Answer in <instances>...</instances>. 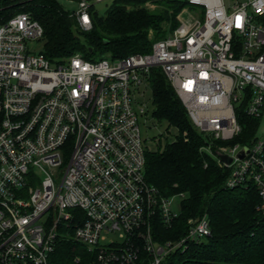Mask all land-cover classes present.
Here are the masks:
<instances>
[{
    "label": "built area",
    "instance_id": "1",
    "mask_svg": "<svg viewBox=\"0 0 264 264\" xmlns=\"http://www.w3.org/2000/svg\"><path fill=\"white\" fill-rule=\"evenodd\" d=\"M26 1L0 6V264H47L60 239L80 244L86 264H183L179 254L209 235L202 214L158 239L156 226L171 227L178 212L175 195L144 177L139 87L153 67L192 126L219 143L207 154L226 169L224 186L250 184L264 216V133L227 142L240 132L242 101L246 116L264 117V0H178L176 26L147 52L57 63L39 51L42 27L21 10ZM101 1L66 0L75 7L65 10L88 30Z\"/></svg>",
    "mask_w": 264,
    "mask_h": 264
},
{
    "label": "trees",
    "instance_id": "2",
    "mask_svg": "<svg viewBox=\"0 0 264 264\" xmlns=\"http://www.w3.org/2000/svg\"><path fill=\"white\" fill-rule=\"evenodd\" d=\"M143 1L112 0L103 14H98L93 6L89 11L88 30L80 29L58 0L26 1L21 10L29 11L41 25L39 51L50 63L73 54L93 61L147 52L153 41L172 31L177 24L175 13L184 2L158 0L161 8L149 11L142 5ZM7 2L0 0V6ZM145 80L153 106L151 117L164 121L166 130L171 127L176 133L161 148L144 152V177L162 196L182 194L174 224L169 228L156 226L158 239L177 237L187 218L203 214L208 221L209 235L202 241L190 242L187 250L179 254L180 262L263 264L264 216L256 210L254 189L250 184L224 186L226 169L207 154L219 143H208L207 137L192 126L159 67L151 68ZM243 104L244 101L236 109L240 132L229 143H247L256 129L257 120L242 112ZM86 255L80 244L60 239L49 253L47 264H86Z\"/></svg>",
    "mask_w": 264,
    "mask_h": 264
},
{
    "label": "rangeland",
    "instance_id": "3",
    "mask_svg": "<svg viewBox=\"0 0 264 264\" xmlns=\"http://www.w3.org/2000/svg\"><path fill=\"white\" fill-rule=\"evenodd\" d=\"M60 5L66 9V8H74V3H68L66 0H58ZM112 0H104L99 3H97L95 6L96 10L98 11V14H103L105 9L110 5V2ZM158 1V0H157ZM157 1L154 2H146L143 1L142 5L149 11L158 10L161 8L160 3ZM226 4L227 2H231V0H223ZM242 1V0H238ZM182 8V6H181ZM180 8V9H181ZM180 9L175 13L174 19L177 22V19L181 16ZM169 32L166 33V35ZM33 44L30 43V46ZM36 49H38L37 45L35 46ZM108 58V57H103ZM139 90L142 91V96L139 97L140 100L145 105V114L138 115L137 116V125L139 129V133L141 138L144 140L145 146L150 150L156 149L157 147L161 148L162 145H164L165 142L171 141L175 135V130L171 127H169L166 130V123L162 120L157 121L156 119L152 118L150 115V112L153 109V106L150 101V89L149 87H145L140 85ZM264 133V117L261 118L257 124L256 133L255 135L260 138V136ZM211 157L215 158V156L212 154ZM179 200L180 196L176 195L171 198L172 201V208L178 212L179 207ZM204 239V238H203Z\"/></svg>",
    "mask_w": 264,
    "mask_h": 264
},
{
    "label": "water",
    "instance_id": "4",
    "mask_svg": "<svg viewBox=\"0 0 264 264\" xmlns=\"http://www.w3.org/2000/svg\"><path fill=\"white\" fill-rule=\"evenodd\" d=\"M245 153H246V149L245 148H243L240 152H238V154H237V157L238 158H242L244 155H245ZM219 157H220V159L224 162V163H229V158L228 157H226V156H223V155H218Z\"/></svg>",
    "mask_w": 264,
    "mask_h": 264
}]
</instances>
